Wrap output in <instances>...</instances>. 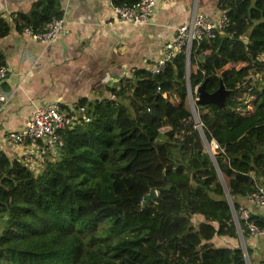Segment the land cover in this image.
Masks as SVG:
<instances>
[{
	"label": "trees",
	"instance_id": "1",
	"mask_svg": "<svg viewBox=\"0 0 264 264\" xmlns=\"http://www.w3.org/2000/svg\"><path fill=\"white\" fill-rule=\"evenodd\" d=\"M215 8L228 22L191 41L187 71L180 50L158 72L132 68L106 96L73 102L74 123L37 171L0 150V264H245L230 243L231 208L248 264H264L249 244L264 214L239 217L241 201L264 188V0ZM61 17L58 0H34L9 20L0 13V38ZM201 83L228 90L222 107L194 103L217 170L186 107ZM149 189L155 199L140 205Z\"/></svg>",
	"mask_w": 264,
	"mask_h": 264
},
{
	"label": "crops",
	"instance_id": "2",
	"mask_svg": "<svg viewBox=\"0 0 264 264\" xmlns=\"http://www.w3.org/2000/svg\"><path fill=\"white\" fill-rule=\"evenodd\" d=\"M34 0H0V13L25 12ZM216 0H154L153 14L143 24L115 20L111 0H58L61 31L47 42L11 28L0 38L6 76L0 82L5 102L0 109V150L37 171L44 156L29 145L8 141L6 133L19 130L32 108L42 102L72 104L106 96V86L128 76L132 68H148L163 57L177 25L192 11L215 19ZM30 165V166H29ZM245 208L264 214L257 205ZM249 244L264 256L258 237ZM263 248V249H262Z\"/></svg>",
	"mask_w": 264,
	"mask_h": 264
},
{
	"label": "built area",
	"instance_id": "3",
	"mask_svg": "<svg viewBox=\"0 0 264 264\" xmlns=\"http://www.w3.org/2000/svg\"><path fill=\"white\" fill-rule=\"evenodd\" d=\"M154 0H138L136 3L128 5H112V11L115 20L125 21L134 24H143L149 20L153 14ZM228 22L225 15L221 14L215 20L208 15L192 11L190 18L186 23L178 25L174 30L171 43L164 51L163 57L158 59L150 67V71L158 72L164 62L170 59L175 52L182 50L185 55L189 52L192 40L198 39L203 33L208 34L210 30L221 28ZM61 31L60 19H51L45 25V30L41 33H30L27 29L22 32L30 35L33 39L40 42H47L58 35ZM7 69L5 66L0 67V82L6 76ZM197 88V87H196ZM196 88L194 91L196 92ZM188 94L189 91H187ZM164 96V94H162ZM191 99V96H190ZM5 102V95L0 91V109ZM71 111V113L69 112ZM74 110L70 105L67 109H62L56 102L47 101L35 105L24 121L23 127L19 130L9 131L6 134L8 141L18 145H29L36 150L39 156L44 152L54 155L56 149L62 144L58 135V130L64 127H71L75 120ZM70 113V114H69ZM251 202L259 208L264 209V188L260 187L256 192L249 194L243 199ZM250 210L244 206L239 208V217L246 219L249 217ZM235 221L236 216L233 215ZM237 225V222H236ZM252 236H264V229L258 230L254 226L249 227Z\"/></svg>",
	"mask_w": 264,
	"mask_h": 264
},
{
	"label": "water",
	"instance_id": "4",
	"mask_svg": "<svg viewBox=\"0 0 264 264\" xmlns=\"http://www.w3.org/2000/svg\"><path fill=\"white\" fill-rule=\"evenodd\" d=\"M185 67H186V71H187L188 70V54L185 55ZM187 80H188V73L186 72V81ZM227 94H228V90L224 89V87L222 86L221 83H219L218 87L216 88V90L211 92V93L205 92L204 89H203V83H201L196 88V98H195V102L194 103L197 104V105H204V104H207V103H214L215 105H217L219 107H222L224 98L226 97ZM187 98H188V101H189L190 100V94H188V93H187ZM191 106H192V103H191ZM191 115H192L193 120L195 122L196 129L199 132V135H200V138L202 140V143H203V145H204V147H205V149H206V151H207V153H208L213 165H215L214 164V160H213V154L209 150V147L207 146V142L205 140L203 132L201 131V129L199 127L196 115L194 113L193 106H192ZM215 169L217 170L216 165H215ZM217 174H218L219 182H220V184H221V186L223 188L224 195H225L227 201L230 202L229 201V197H228V193H227V190H226V186H225V184H224V182L222 180V177L219 174V172H217ZM155 194L156 193L154 192L153 189H149L148 192L143 196V198H142V200L140 202V205H144L145 202L148 201V200L153 201L155 199ZM230 208H231V206H230ZM231 214H232L233 222H234L235 227H236V234H237V238H238L239 247H240V249L242 251L245 264H248V259H247L246 251H245V248H244L243 240H242V237L240 235L238 226L236 225V221H235V219L233 217L234 211H233L232 208H231Z\"/></svg>",
	"mask_w": 264,
	"mask_h": 264
},
{
	"label": "rangeland",
	"instance_id": "5",
	"mask_svg": "<svg viewBox=\"0 0 264 264\" xmlns=\"http://www.w3.org/2000/svg\"><path fill=\"white\" fill-rule=\"evenodd\" d=\"M191 103H192V106H193V109H194V100L191 98L189 101H188V98H187V101H186V107H187V109L190 111V112H192V106H191ZM194 113H195V111H194ZM204 146V145H203ZM207 146L209 147V150L211 151V152H214L215 150H216V145H214L213 143H212V141H210L209 143H207ZM205 148V147H204ZM206 150V149H205ZM30 166V165H29ZM223 180V179H222ZM223 182H224V180H223ZM225 184V183H224ZM258 237H260V238H258L259 239V242H260V244H261V246H263L264 247V236H258ZM222 239H218V240H215V243H218L219 242V244H221L220 242H222L221 241ZM238 238H236L235 240H232V241H230V243L231 242H233V244H236V243H238ZM224 241H226V240H224ZM245 243V241H243V244ZM248 259V258H247Z\"/></svg>",
	"mask_w": 264,
	"mask_h": 264
},
{
	"label": "bare ground",
	"instance_id": "6",
	"mask_svg": "<svg viewBox=\"0 0 264 264\" xmlns=\"http://www.w3.org/2000/svg\"><path fill=\"white\" fill-rule=\"evenodd\" d=\"M213 143V142H212ZM214 144V143H213ZM215 145V144H214Z\"/></svg>",
	"mask_w": 264,
	"mask_h": 264
}]
</instances>
